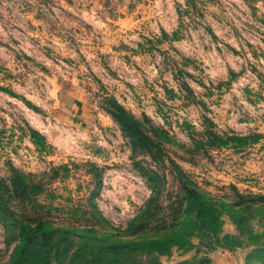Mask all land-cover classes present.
I'll return each instance as SVG.
<instances>
[{"label": "rangeland", "instance_id": "obj_1", "mask_svg": "<svg viewBox=\"0 0 264 264\" xmlns=\"http://www.w3.org/2000/svg\"><path fill=\"white\" fill-rule=\"evenodd\" d=\"M183 175L213 197L220 232L178 247ZM21 180L104 264H264V0H0V181ZM19 194L0 213L33 217ZM3 221L0 264H29ZM165 235L161 252L99 253Z\"/></svg>", "mask_w": 264, "mask_h": 264}, {"label": "trees", "instance_id": "obj_2", "mask_svg": "<svg viewBox=\"0 0 264 264\" xmlns=\"http://www.w3.org/2000/svg\"><path fill=\"white\" fill-rule=\"evenodd\" d=\"M114 107L108 108L107 110L113 115V117L127 129H137L136 121L127 115V110L116 100H114ZM138 130V129H137ZM139 134L142 135L143 139L146 140L149 138L139 131ZM37 144L43 142L39 133H34L33 135ZM260 138L259 135L247 136V137H232L229 139V142H239V145H243L247 140L251 142H256ZM220 145L228 144L229 142L224 141L220 137ZM151 144V142H150ZM149 151L153 153L151 148L148 145H145ZM153 157L156 158V155ZM178 171V169H177ZM183 181V194L180 197L179 201V213L180 216H188V221L185 224H182L178 229L184 232L181 235L177 233L172 234V245L178 247L190 245L189 238L195 235L196 230H204L209 234H218L219 229V213L216 205L213 203V197L206 196L203 191H201L188 177L187 175L182 176ZM21 187H16L14 190L10 188L7 183L0 181V195L7 192L9 194H15V192L20 193V197H26L32 204L34 209L39 211H34V216L30 217L28 215H19L18 213L12 211L11 209H6L9 215L0 213V217H3L5 231L14 234L19 240L18 250L15 252L16 262H27L29 264H53L52 262L56 260L59 264H63L66 258L64 255L68 256L69 263L71 264H104L105 258L97 257V253L94 251L96 245L92 243L91 240H84V237L80 236L75 238V232L78 228H75L73 224H63L56 223L53 219L50 218L48 214L49 211H42L44 206L41 204L38 199L39 194L42 192L41 186L39 184H32L27 186L22 180L19 181ZM2 192V193H1ZM45 213V214H43ZM192 214V215H191ZM10 216V217H9ZM46 216V217H45ZM73 229V230H72ZM173 229V228H172ZM170 231V229H168ZM149 232H140L136 233L138 237H144L149 235ZM215 236V235H214ZM169 235H165L163 240H152L147 239H138L137 241H130L125 243L123 247H119L116 244H107L105 242L99 243V253H109V252H119V250L130 251L135 248H141L146 251L147 254H150L151 251L161 252L162 248H169ZM181 238L178 241L176 238ZM218 239V238H216ZM80 242L81 245L78 249H75L74 252H70L69 248H64L66 243ZM181 242V243H180ZM74 245V244H73ZM168 245V247H167ZM163 246V247H162ZM62 250V251H61ZM92 251L95 253L90 254ZM53 260V261H52ZM150 264H153L152 262Z\"/></svg>", "mask_w": 264, "mask_h": 264}, {"label": "crops", "instance_id": "obj_3", "mask_svg": "<svg viewBox=\"0 0 264 264\" xmlns=\"http://www.w3.org/2000/svg\"><path fill=\"white\" fill-rule=\"evenodd\" d=\"M225 259H223V261H219V263H217V264H223L224 262H226V261H224ZM227 264H231V262L230 261H228V262H226Z\"/></svg>", "mask_w": 264, "mask_h": 264}]
</instances>
